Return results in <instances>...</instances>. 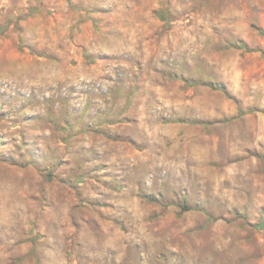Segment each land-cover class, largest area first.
Masks as SVG:
<instances>
[{
	"label": "rangeland",
	"instance_id": "1",
	"mask_svg": "<svg viewBox=\"0 0 264 264\" xmlns=\"http://www.w3.org/2000/svg\"><path fill=\"white\" fill-rule=\"evenodd\" d=\"M0 264H264V0H0Z\"/></svg>",
	"mask_w": 264,
	"mask_h": 264
}]
</instances>
